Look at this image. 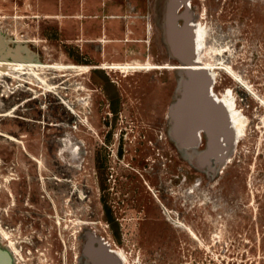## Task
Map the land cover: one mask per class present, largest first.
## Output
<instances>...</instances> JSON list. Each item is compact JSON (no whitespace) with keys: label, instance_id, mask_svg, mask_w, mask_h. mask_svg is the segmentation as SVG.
<instances>
[{"label":"rangeland","instance_id":"1","mask_svg":"<svg viewBox=\"0 0 264 264\" xmlns=\"http://www.w3.org/2000/svg\"><path fill=\"white\" fill-rule=\"evenodd\" d=\"M167 1L0 0V63L39 62L0 68L13 264H264V0H175L174 53ZM192 62L219 109L185 150Z\"/></svg>","mask_w":264,"mask_h":264},{"label":"water","instance_id":"2","mask_svg":"<svg viewBox=\"0 0 264 264\" xmlns=\"http://www.w3.org/2000/svg\"><path fill=\"white\" fill-rule=\"evenodd\" d=\"M1 37V30H0ZM7 46L6 43L0 39V61L9 60L6 56ZM15 61H21L17 56L14 58ZM188 77L190 78V85L187 87L185 100L180 107L185 109L189 118L193 121L197 119H202L205 122L210 123V111L218 110L219 107H213L209 101L204 96L205 88L208 86V80L202 72H188ZM200 82V90H198V84ZM204 107L206 109V115L201 114L200 108ZM188 109L191 111L188 112ZM179 110V112H180ZM179 115V114H178ZM191 115V116H190ZM0 264H13V260L10 254L0 247Z\"/></svg>","mask_w":264,"mask_h":264},{"label":"bare ground","instance_id":"3","mask_svg":"<svg viewBox=\"0 0 264 264\" xmlns=\"http://www.w3.org/2000/svg\"><path fill=\"white\" fill-rule=\"evenodd\" d=\"M174 2H175V0H168L165 3V12H164L165 38H166L168 44L170 45L171 51L173 53H174V42H173L172 15H173V10L174 9L171 11V8H172V4ZM180 2H181V0H180ZM184 2H186V1H184ZM38 63L39 62L36 61V60H34V62H31L29 64H3V63H0V68L2 70L4 68L10 69V67H13V68H24V67H27L28 69H31V68L36 67L38 65ZM183 65H186V71H188V72H196V71H199V70L200 71L209 70V68L207 66H202L199 62H192L191 64H188V65L187 64H183ZM115 67L119 68L120 70L127 69V66H117L116 65ZM130 69H136V66L130 67ZM209 94H210V92H209ZM184 130L185 129H183L180 119H178V117H177L175 119L174 130L172 131V139L176 142V144L179 147H181V148H183L185 150H190L191 146H193L195 142L192 143L191 139L190 140L188 139L186 131H184ZM190 134L194 137L193 131ZM195 165L203 170L204 166H205V158H204V156L199 157L197 159V162H195ZM92 239H93V237H92Z\"/></svg>","mask_w":264,"mask_h":264},{"label":"flooded vegetation","instance_id":"4","mask_svg":"<svg viewBox=\"0 0 264 264\" xmlns=\"http://www.w3.org/2000/svg\"><path fill=\"white\" fill-rule=\"evenodd\" d=\"M174 6H175V2L172 4V8H171V11L174 9ZM188 112L190 113L191 111L188 109ZM191 116V115H190ZM178 119H180L181 121V124H182V127L183 129H185L184 131H186V134L188 133H191L192 132V120L189 118V116L187 115V112L185 111L184 108H182L179 112V115H178ZM189 131V132H188ZM195 146V143L194 145ZM205 159H207V157H204ZM206 161V160H205ZM7 251V250H6ZM8 252V251H7ZM9 253V252H8ZM10 254V253H9ZM11 256V255H10Z\"/></svg>","mask_w":264,"mask_h":264}]
</instances>
